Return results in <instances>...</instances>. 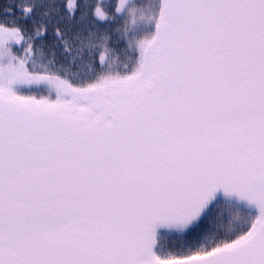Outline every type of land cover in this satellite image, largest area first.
Returning <instances> with one entry per match:
<instances>
[{
	"label": "snow or ice",
	"instance_id": "6c2138e0",
	"mask_svg": "<svg viewBox=\"0 0 264 264\" xmlns=\"http://www.w3.org/2000/svg\"><path fill=\"white\" fill-rule=\"evenodd\" d=\"M0 264H264V0H0Z\"/></svg>",
	"mask_w": 264,
	"mask_h": 264
},
{
	"label": "trees",
	"instance_id": "16d2710c",
	"mask_svg": "<svg viewBox=\"0 0 264 264\" xmlns=\"http://www.w3.org/2000/svg\"><path fill=\"white\" fill-rule=\"evenodd\" d=\"M145 2H147V0H145Z\"/></svg>",
	"mask_w": 264,
	"mask_h": 264
}]
</instances>
